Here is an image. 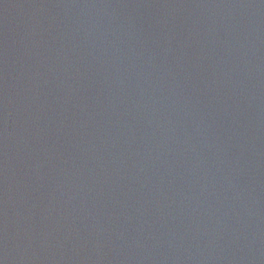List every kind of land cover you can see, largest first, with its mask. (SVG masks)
<instances>
[{
  "label": "water",
  "instance_id": "95a60500",
  "mask_svg": "<svg viewBox=\"0 0 264 264\" xmlns=\"http://www.w3.org/2000/svg\"><path fill=\"white\" fill-rule=\"evenodd\" d=\"M0 264H264V0H0Z\"/></svg>",
  "mask_w": 264,
  "mask_h": 264
}]
</instances>
